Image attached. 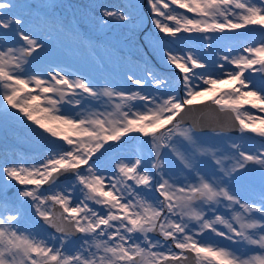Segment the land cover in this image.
Returning a JSON list of instances; mask_svg holds the SVG:
<instances>
[{
    "label": "snow or ice",
    "instance_id": "obj_1",
    "mask_svg": "<svg viewBox=\"0 0 264 264\" xmlns=\"http://www.w3.org/2000/svg\"><path fill=\"white\" fill-rule=\"evenodd\" d=\"M145 4L163 34L145 33V42L178 70L182 95L97 86L63 69L48 70L47 78L30 75L28 66L47 43L13 12L17 4L0 0V108L26 118L36 135L52 138L54 145L38 163L0 167L6 183L19 186L16 201L0 196V264H187L190 258L195 264H264V150L245 151L235 142L230 151L206 147L180 122L189 108L211 103L242 134L264 138V116L246 107L264 113V0ZM113 19L127 24L134 18L104 8L98 26ZM247 28L262 39L220 56L212 71L191 48L177 54L159 43L181 33L208 40L210 33ZM144 71L157 89L167 85L146 62ZM147 80L126 77L139 89ZM132 134L147 138V149L115 155L104 166L107 154ZM166 152L179 172L169 170ZM250 166L259 172L258 199L243 194ZM20 201H30L35 222L59 235L45 237L24 227ZM208 233L239 247L205 241ZM76 234L81 243L69 251Z\"/></svg>",
    "mask_w": 264,
    "mask_h": 264
},
{
    "label": "rangeland",
    "instance_id": "obj_2",
    "mask_svg": "<svg viewBox=\"0 0 264 264\" xmlns=\"http://www.w3.org/2000/svg\"><path fill=\"white\" fill-rule=\"evenodd\" d=\"M12 2L18 5L16 9H13V12L17 16H22L27 27L36 32L39 38L47 43L46 51L28 66L27 71L30 75L45 74V78H47L46 72L48 70L64 68V72L72 75H83L97 86L131 88L150 95L169 92L177 95L183 94V82L177 75L178 70L167 64L159 52H154L145 42L147 39L145 33L163 35L154 28L151 22V14L146 9L145 0H12ZM104 8L123 10L134 19L127 24L113 19L108 22L107 26H98V19ZM144 9L148 14H145ZM178 35L179 39L165 37L159 43L166 45L167 48L172 49L177 54L191 48L198 56L207 61L208 71H212L220 56L237 48H242L246 43H253L262 39L260 32L253 28L239 29L226 34L210 33L208 40H204L202 34L199 33H181ZM10 44L11 41H9ZM0 46H3L2 41H0ZM145 62L153 72L168 82L167 85H162L157 89L151 80H147L144 71ZM196 71L203 70L197 69ZM128 74H135L141 79H146V86L139 89L137 86L131 85L130 82H126ZM2 94L3 90L0 89V96ZM246 107L254 115L264 116V113H259L255 109H251L250 106ZM10 113L15 114L16 110L10 109ZM181 124L185 128H191L197 142L206 147L230 151L231 144L235 142L245 151L256 153L264 150L262 149L264 138L252 133L245 132L242 134L240 130L238 132L221 129L196 130L190 123L181 122ZM35 128L36 126L31 125V122H28L26 118L17 119L11 114L5 115L0 108V167L16 162H25L30 165L47 158L54 148L51 142L52 138L46 139L36 135L33 131ZM144 141H147V138L142 136L137 138V134H132L131 139H126L119 148L113 149L107 154L104 166H107V160L115 155H128L138 151L141 147L147 149L149 145L142 143ZM59 143L61 142L57 141V144ZM165 159L170 171L179 172L180 166L171 153L166 152ZM202 167L207 170V161ZM248 175L249 182L245 185L243 194L249 198L257 196L256 199H258L260 192L259 172L252 170L250 166ZM61 180L63 181L64 178ZM13 185L15 188L8 191ZM18 187L15 182L6 183V178L0 176V196H4L6 193L10 201H16L15 193ZM21 205L25 219L29 217L31 220V222L27 221L26 223L23 221L24 227L29 230L34 228L45 237L59 235L55 233L54 229L43 225V221H39V224L35 222L38 218L33 216L30 201L28 203L20 201L16 204L17 207H21ZM69 239L71 241L67 245L69 251L79 247L81 241L78 239V235H73ZM202 239L211 240L222 246L239 247L211 233L206 234ZM240 251L245 252L246 250L240 247ZM256 251L253 249L247 254H254Z\"/></svg>",
    "mask_w": 264,
    "mask_h": 264
},
{
    "label": "water",
    "instance_id": "obj_3",
    "mask_svg": "<svg viewBox=\"0 0 264 264\" xmlns=\"http://www.w3.org/2000/svg\"><path fill=\"white\" fill-rule=\"evenodd\" d=\"M181 122H187L193 125L196 129H221L237 132L239 130L238 125H234V122L221 112L215 105L206 103L203 105H196L189 108L182 114ZM64 177H61L63 179ZM15 188V185L11 186L8 191ZM77 235V234H76ZM191 256V254H188ZM187 264H195L194 259H189Z\"/></svg>",
    "mask_w": 264,
    "mask_h": 264
},
{
    "label": "bare ground",
    "instance_id": "obj_4",
    "mask_svg": "<svg viewBox=\"0 0 264 264\" xmlns=\"http://www.w3.org/2000/svg\"><path fill=\"white\" fill-rule=\"evenodd\" d=\"M64 69V68H63ZM67 70V69H66ZM160 71V70H159ZM134 89V88H133ZM15 131V130H14ZM17 132V131H16ZM5 133V132H4ZM3 133V134H4ZM1 135V134H0ZM6 135V134H5ZM31 136V135H30ZM5 137H7V136H5ZM42 137V136H41ZM38 138V137H37ZM31 139V138H30ZM14 140V139H13ZM43 140H44V138H43ZM49 140V139H48ZM19 141V140H18ZM31 141V140H30ZM33 141V140H32ZM36 141H37V139H36ZM47 141V140H46ZM35 142V141H34ZM24 143V142H23ZM37 143V142H36ZM11 147V146H10ZM24 148H25V146H24ZM4 149H5V147H4ZM18 151V150H17ZM3 152V151H2ZM20 152V151H19ZM22 152V151H21ZM4 153H6V152H4ZM10 154V153H9ZM23 154V153H22ZM19 155V154H18ZM5 156V155H4ZM15 156V155H14ZM31 156V155H30ZM22 157V156H21ZM27 157V156H26ZM34 158V157H33ZM6 159H7V157H6ZM14 159V158H13ZM32 159V158H31ZM30 159V160H31ZM37 159V158H36ZM4 160H5V158H4ZM12 160V159H11ZM20 160V159H19ZM29 160V159H28ZM35 160V159H34ZM9 161V160H8ZM15 162V161H14ZM6 163V162H5ZM19 207V206H18ZM29 216H31V215H29ZM24 221H25V223L27 222V221H30L31 222V220L29 219V217H26V219H24ZM28 225V224H27ZM74 243V242H73Z\"/></svg>",
    "mask_w": 264,
    "mask_h": 264
},
{
    "label": "trees",
    "instance_id": "obj_5",
    "mask_svg": "<svg viewBox=\"0 0 264 264\" xmlns=\"http://www.w3.org/2000/svg\"><path fill=\"white\" fill-rule=\"evenodd\" d=\"M147 9V8H146ZM146 9H144V12H145V14H148V12L146 11ZM148 10V9H147Z\"/></svg>",
    "mask_w": 264,
    "mask_h": 264
}]
</instances>
